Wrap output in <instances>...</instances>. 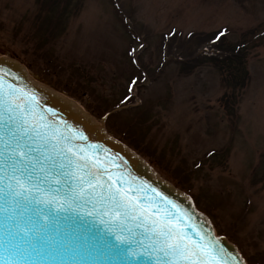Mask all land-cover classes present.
I'll return each instance as SVG.
<instances>
[{
  "label": "rangeland",
  "instance_id": "rangeland-1",
  "mask_svg": "<svg viewBox=\"0 0 264 264\" xmlns=\"http://www.w3.org/2000/svg\"><path fill=\"white\" fill-rule=\"evenodd\" d=\"M67 1L39 28L36 0H0V52L98 121L126 106L106 129L264 264V0Z\"/></svg>",
  "mask_w": 264,
  "mask_h": 264
},
{
  "label": "snow or ice",
  "instance_id": "snow-or-ice-1",
  "mask_svg": "<svg viewBox=\"0 0 264 264\" xmlns=\"http://www.w3.org/2000/svg\"><path fill=\"white\" fill-rule=\"evenodd\" d=\"M145 47L141 42L129 48L133 64L139 66ZM138 82L134 77L132 85ZM34 100L11 80L0 89V264H142L145 256L152 258L148 264H244L219 241L207 243L210 221L207 233L197 230L189 237V226L175 213L143 202L140 190L99 171L98 162L37 112ZM93 220L102 231L87 227ZM134 233L152 246L132 239Z\"/></svg>",
  "mask_w": 264,
  "mask_h": 264
},
{
  "label": "water",
  "instance_id": "water-1",
  "mask_svg": "<svg viewBox=\"0 0 264 264\" xmlns=\"http://www.w3.org/2000/svg\"><path fill=\"white\" fill-rule=\"evenodd\" d=\"M9 80L13 84L23 87L35 97L34 104L37 112L42 113L47 121L53 122L65 137L70 138L71 142L90 162H98L99 171L110 173L113 179L119 178L122 186L133 191L140 190L139 194L143 196V202L155 203L162 211L175 213L174 218H178L180 223L189 226V237H192L197 230H202L203 233L209 231L206 222L210 220L194 207L192 199L162 179L134 151L108 135L103 127V120L98 123L73 100L32 79L26 68L17 60L0 55V89L6 90ZM81 133L87 139H83ZM165 197L167 200L164 199ZM169 201L172 203L169 204ZM83 215L84 213H81V216ZM93 224L102 231L103 226L97 220L91 221L87 227H91ZM211 232L212 236L206 237L207 243L212 244L215 239L223 245L226 252L234 256L237 254L241 256L234 244L223 236L215 235L213 226ZM132 239L138 240L139 244L146 247L152 246L150 240L136 236L135 233ZM131 246L137 247L138 245ZM151 259V257L145 256L142 264H148ZM225 260L227 261V257ZM111 264H128V262L114 260Z\"/></svg>",
  "mask_w": 264,
  "mask_h": 264
},
{
  "label": "trees",
  "instance_id": "trees-1",
  "mask_svg": "<svg viewBox=\"0 0 264 264\" xmlns=\"http://www.w3.org/2000/svg\"><path fill=\"white\" fill-rule=\"evenodd\" d=\"M67 3V0H36V4H39V8L42 10L45 18V21L42 22V24L40 23L39 28H41L43 25L47 27V25L52 26L57 22L59 23L61 21L62 15H68ZM37 18L41 21L40 15H38ZM53 19H55V21ZM237 68H239V66H237ZM241 68L243 69V66H241Z\"/></svg>",
  "mask_w": 264,
  "mask_h": 264
}]
</instances>
